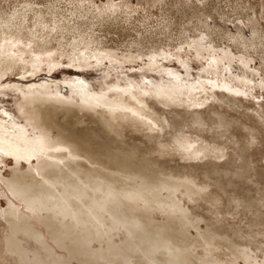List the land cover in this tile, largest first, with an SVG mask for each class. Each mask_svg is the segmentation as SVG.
I'll use <instances>...</instances> for the list:
<instances>
[{
    "label": "bare ground",
    "instance_id": "1",
    "mask_svg": "<svg viewBox=\"0 0 264 264\" xmlns=\"http://www.w3.org/2000/svg\"><path fill=\"white\" fill-rule=\"evenodd\" d=\"M115 7L107 4L103 12L97 7L99 15L96 17H88L85 10L84 13L71 11L66 17L58 16L50 9H33L29 4L8 13L5 18L0 17V39L7 38L9 34L10 41L14 42L16 37L11 40V36L27 29L22 31L23 36L37 39V45L42 43L46 47L45 44L49 43L44 42V37L56 34L64 40V43L57 42L62 53L85 57V61L91 57L99 60L100 52L107 47V41L100 39L101 33L107 32L108 28H122L111 23L116 18H112L109 9L114 10ZM45 12L51 13L52 21L45 19ZM29 14L33 16L30 25ZM242 14L247 15L241 11L231 16ZM77 16L80 19L71 18ZM202 18L193 11L184 13L181 21L174 22L173 26L167 22L155 31L144 29L122 45L123 57L134 59L147 56L152 61L155 56L164 54L157 50L160 44L168 47L187 45L196 53L206 51L201 49L200 40H183L193 22L202 23L201 27H205ZM104 23L109 24L104 26ZM69 33L71 37L68 40L65 36ZM212 34L214 38L210 47L213 49L217 45L214 40L224 38L225 33L217 31ZM239 39L234 40L237 46L248 53L260 55L264 60V39L260 35L254 36L248 43L243 38ZM6 45L11 44L7 42ZM65 46L68 52L62 49ZM3 51L0 44V70H11L14 68L10 63L12 57ZM222 54H230V51H222ZM207 83L211 89L216 87L209 81ZM85 85L80 78L71 84L76 89L75 92L71 89V92L80 99L78 105L58 99L48 102V99L30 95L31 118L41 128L38 140L29 138L25 127L0 121V154L29 163L44 150L40 146L48 151L63 153L58 157L66 162L65 166L44 163L36 174L19 168L6 184L9 193L24 201L37 222L44 224L54 244L67 253V257L58 255L47 243L42 229L30 220H23L11 203L5 216L2 218L0 215L6 223L0 229V264H264L258 259H264V250L257 246L261 241L256 239V236L264 237V214L260 217L259 213L264 208L261 197L250 200L232 192V187L216 169L204 171V180L200 181L189 171L166 169L159 162L161 157L170 153L182 159L204 156L219 159L225 156L217 143L211 149L206 147L208 144L201 145L203 137L192 136L195 131L202 134L210 127L202 111L193 109L202 107L205 104L203 101L209 97L215 99L216 94L206 86H190L186 90L183 87L179 91L174 87L161 86L136 94L123 89L112 93L114 96H107L94 94ZM180 91H187L182 94L185 98L179 95ZM191 92L193 95H190ZM194 94L203 100L198 101ZM220 98L231 107L244 106L238 99L224 95ZM163 108L171 109L176 122L173 118H169V122L168 113ZM210 111L218 121V124L213 122L211 139H229L230 144L237 145L238 141L232 134V124L235 123L216 108ZM129 122L134 129L132 132H137L144 140L128 142L124 129H132ZM168 127L174 129L173 132H166ZM245 128L255 141L257 132ZM165 134H169L168 139L164 138ZM141 164L148 167L149 177H143L137 170L136 167ZM244 164L246 172L255 171L252 158ZM248 164L251 166L248 167ZM257 171L248 178L253 177L255 182L264 184V175ZM210 181L227 200L238 207L254 210L260 219L254 221L248 231L220 232L211 224L201 231L200 223L204 221L192 216L185 202H215L208 191ZM229 182L234 184L231 180ZM254 226L258 228L256 231L252 230ZM192 229L197 232L192 234ZM143 235L148 239L146 243L139 241ZM119 236L122 239L116 241L115 237ZM195 247L209 257L203 258L192 252ZM133 254L140 255L143 260L135 259Z\"/></svg>",
    "mask_w": 264,
    "mask_h": 264
},
{
    "label": "rangeland",
    "instance_id": "2",
    "mask_svg": "<svg viewBox=\"0 0 264 264\" xmlns=\"http://www.w3.org/2000/svg\"><path fill=\"white\" fill-rule=\"evenodd\" d=\"M29 4L33 9L53 10L58 16L66 17L75 10L81 13H84L85 10L88 17H96L99 15L97 7L102 8L101 11L103 12L105 11L103 7L106 8L107 4L108 6L113 4L116 7L114 10L110 8L109 12L112 13V18L116 19L111 23L122 28H108L107 32L101 33L100 39L107 41V47L100 52L99 60L91 57L88 61H85V57L78 58L75 55L69 56L65 52L62 53L57 42L64 43V40L59 39L56 34H49L44 37V42L49 43V45L45 44L46 47H44L42 43L36 44L38 43L37 39L23 36L22 31L26 32L27 29H21L19 34L11 36V40L16 37L14 42L10 41L9 34L6 33L7 38L0 39V44H2V49L12 57L10 63L14 65V68L6 71L0 70L2 72L0 75V121L13 122L17 127H25L29 138L38 140L41 128L35 119L31 118L33 111L30 95L34 94L36 98L48 99V102L58 99L63 103L78 105L80 99L77 94L71 92L73 89L71 84H75L79 78L87 85H85L87 90L90 89L97 95L104 94L107 96H114L112 93L123 89L136 94L161 86V88L174 87L177 91L183 87L186 90L190 86H206V88L211 89L207 83L209 81L216 85L211 89L216 94L214 96L216 100L209 97L207 102L203 101L205 104L202 107L193 110L202 111L205 118L210 122V127L204 130L202 134L195 131L196 133L194 132L192 136L194 138L203 137L201 145L208 144L206 146L208 148L217 143L216 145L222 149V154L225 156L219 159L205 156L196 159H182L177 154L170 153L161 157L159 162L166 169L178 168L184 172L189 171L196 180L200 181L204 180L202 178L204 171L216 169L232 187V192L250 200L261 197L264 204V184L255 182L253 177L248 178V175L256 173L257 170L264 175V60L260 55L253 52L248 53L235 43V41L240 40L239 38H243L248 43L251 38L257 35L264 39V0H0V17L5 18L8 13H13ZM193 11L204 17L202 19L205 27H201L202 23H198V25L193 22L191 28L183 35V40H200L201 49L206 51L196 53L194 48H189L187 45L168 47L166 44V46L160 44L157 50L164 54L163 56L162 54L155 56L152 61L147 56L134 59L123 57L124 50L122 49L124 48L122 45L131 41L144 29L155 31L160 29L159 26L162 28L163 24H167V22L173 26L174 22L181 21L184 13ZM241 11H245L247 15L231 16L233 13H240ZM45 14V19L52 21L50 19L51 13L45 12ZM29 15L30 22L28 21V24L30 25L33 16ZM71 18L80 19L79 16ZM57 24L60 25L59 22ZM108 24L104 23V26ZM29 30L32 32L31 28ZM3 31L6 32V30H1V32ZM217 31L225 33V36L217 39V41L214 40L217 45L213 51L210 47V44L213 43L212 38H214L212 33ZM69 37H71L70 33L65 36L68 40ZM7 42L11 45L7 46ZM86 46L93 48L90 45ZM62 49L66 52L69 51L66 46ZM221 50L223 53L230 51V54H222ZM34 64L37 65L33 66ZM72 91L75 92L76 89ZM183 92L187 93V91L178 93L185 98L182 95ZM190 95L193 93L191 92ZM221 95L238 99L243 102L244 106L231 107L222 102ZM195 96L198 101L203 100L199 95L196 94ZM211 108H216L218 112L235 123L232 124V134L238 141L237 145L230 144L229 139L222 138L217 141L211 139L213 122L218 124L217 118L210 111ZM164 110L168 113L169 122H171L169 118H173V121L176 122L177 118L171 114V109L166 108ZM133 118L138 117L133 116ZM128 124L131 126L130 122ZM245 127L257 132L256 137H258L255 141L250 138ZM125 129L124 134L129 143L137 142L138 139H145L137 132H132L133 128L128 129V131ZM173 130L170 127L166 128V132H173ZM190 131L193 133L192 130ZM164 138L168 139L169 134H165ZM40 149L44 150L33 157L29 163L0 154V215L3 218L7 208L9 209L11 203L14 204L17 214L23 220H30L40 227L47 243L55 249L58 255L67 257V253L54 244L44 224L37 222L24 201L9 193L8 184H6L7 180H10L14 175L13 172L19 168L25 172L32 170L36 174L38 168L44 163L62 167L66 165V162L61 161L58 157L59 154L63 153L48 151L42 146ZM250 158L254 163V165L252 164L255 169L254 172L251 170L246 172L243 166L245 161L249 162ZM250 166L251 164H248V167ZM136 168L143 177H149L146 165L141 164L140 167ZM229 180L233 181L234 184H230ZM207 185L210 196L215 198V202L210 201L212 204L202 201L197 203L185 202L188 212L204 221L200 223L201 231L210 224L216 231L220 232H230L236 229L248 231L254 221L263 217L264 208H261L259 217L254 210L238 207L236 203L227 200L213 181ZM2 218H0V229L6 225ZM257 229L256 226L252 228L254 231ZM196 232L194 229L191 230L192 234ZM256 237L258 241H261L257 246L264 250V237ZM119 239L121 240L122 237H115L116 241ZM139 241L146 243L148 239L143 235ZM192 252H196L203 258L209 257L199 247H195ZM133 257L143 260V257L137 254H133ZM258 259L264 261L262 257ZM70 263L78 264L77 262Z\"/></svg>",
    "mask_w": 264,
    "mask_h": 264
}]
</instances>
